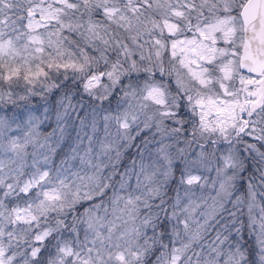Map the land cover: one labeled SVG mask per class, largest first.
Instances as JSON below:
<instances>
[{
	"label": "rangeland",
	"instance_id": "obj_1",
	"mask_svg": "<svg viewBox=\"0 0 264 264\" xmlns=\"http://www.w3.org/2000/svg\"><path fill=\"white\" fill-rule=\"evenodd\" d=\"M245 1L0 0V223L13 196L44 214L109 190L64 264H137L162 208L176 244L159 264H243L236 212L264 220V171L241 177L242 151L264 157V103L247 127L238 113L244 83L263 75L240 66Z\"/></svg>",
	"mask_w": 264,
	"mask_h": 264
},
{
	"label": "trees",
	"instance_id": "obj_2",
	"mask_svg": "<svg viewBox=\"0 0 264 264\" xmlns=\"http://www.w3.org/2000/svg\"><path fill=\"white\" fill-rule=\"evenodd\" d=\"M129 1L132 10H134L133 7L139 10L142 0ZM122 2L120 4L121 7H123ZM235 15L238 17L236 13ZM22 17V13L12 14L10 20H15L20 26L22 25ZM17 19L20 21H17ZM238 22L240 23V20H238ZM192 125L196 126V123ZM262 129H264V127ZM204 132L206 134V131ZM204 132L202 133V131H199V136L204 134ZM203 137H205V135H203ZM213 138L215 137L207 139L206 146L213 143L212 141H217ZM240 139L242 141L247 140L244 139L242 135L238 137V140ZM216 143L220 144L219 142ZM228 144L229 143H225L222 145ZM256 145H258L257 148L259 151L264 154L263 144L259 143ZM235 148L239 150L241 146L236 144ZM241 158L243 166L241 173L242 179L251 180V177L254 178V176L264 171V157L257 159L255 155L248 150L246 153L242 151ZM177 179L178 178H175L173 181H170V185L166 189V193L163 197L167 200L172 199L171 196L175 189L174 186ZM109 196L110 191L106 190L98 197L95 196L80 201L71 200L69 203L58 202L57 204H59L60 207L55 206L44 214L40 212L39 208H34V204L31 206L32 211L24 209V203L31 199L28 195H25V197L13 196L7 201L5 200L2 217V221L4 222H1L0 226L5 224V231L8 238L3 240L4 243L1 246L4 255L0 259V264H2L6 257L11 255L12 258L8 264H64L63 261L64 257L68 254L67 252L75 251L82 242H86V237L88 235L85 215H87V212L90 211L93 205L98 204V206H102V204L108 200ZM42 206H47V204L45 203ZM23 212H31L30 215L33 216V219L29 224L18 220L13 221L16 214L21 215ZM39 214L42 215L38 216ZM170 217V211L162 208V214L160 213L156 219L152 218L154 225L153 234L150 236L147 242L149 244L137 264H159L161 259L168 261L171 257L173 249L172 244H176V242L172 239L175 231L172 227V219ZM235 217L239 223L234 225L233 233L240 237V244L246 250V253L244 252L245 259L243 264H257L253 238L254 235L257 234L256 226L259 223L260 226L264 228V220H258V223L257 219L254 221L251 220L248 218L249 215L243 208L236 212ZM232 228H230V230H232ZM218 229H220V227L217 228V230ZM212 232L216 233L215 230H212ZM13 253L15 257H13ZM88 258L90 257L88 256ZM66 263H68V261H66ZM77 263L80 264L81 261Z\"/></svg>",
	"mask_w": 264,
	"mask_h": 264
},
{
	"label": "water",
	"instance_id": "obj_3",
	"mask_svg": "<svg viewBox=\"0 0 264 264\" xmlns=\"http://www.w3.org/2000/svg\"><path fill=\"white\" fill-rule=\"evenodd\" d=\"M239 17L243 38L240 66L250 71L256 64L263 63L262 78L254 83L259 86L260 96L256 101L248 103L250 112L254 113L262 107L264 101V0H246L239 11ZM246 84L249 82H245L244 86ZM244 105L247 104L241 107ZM242 133L243 129L240 131Z\"/></svg>",
	"mask_w": 264,
	"mask_h": 264
},
{
	"label": "flooded vegetation",
	"instance_id": "obj_4",
	"mask_svg": "<svg viewBox=\"0 0 264 264\" xmlns=\"http://www.w3.org/2000/svg\"><path fill=\"white\" fill-rule=\"evenodd\" d=\"M242 43H243V38H242ZM248 82H249V84H246V86H244L245 88L243 87L244 89L242 90V97H241V105L244 104V103L247 104V105H244L243 107L240 106V108H239V110L241 112L239 114V119H240L241 122H243V126L244 127H247L248 126V124H247L248 123V117L253 114L249 110V107L250 106H249L248 103L255 101L254 99L256 98L257 92H258L257 89H259V86H256L254 84L256 81H253L252 80V81H248ZM248 87L251 90H248L249 89ZM251 97L252 98L254 97V98L251 99ZM263 103H264V101H263ZM239 135L241 136L242 134L239 133ZM236 137H234V139Z\"/></svg>",
	"mask_w": 264,
	"mask_h": 264
}]
</instances>
